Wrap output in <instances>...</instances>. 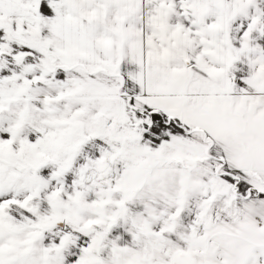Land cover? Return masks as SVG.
<instances>
[{
  "label": "snow or ice",
  "instance_id": "obj_1",
  "mask_svg": "<svg viewBox=\"0 0 264 264\" xmlns=\"http://www.w3.org/2000/svg\"><path fill=\"white\" fill-rule=\"evenodd\" d=\"M0 264H264V0H0Z\"/></svg>",
  "mask_w": 264,
  "mask_h": 264
}]
</instances>
